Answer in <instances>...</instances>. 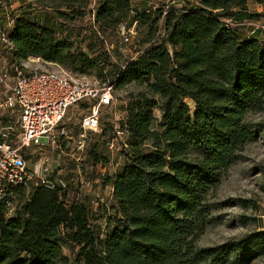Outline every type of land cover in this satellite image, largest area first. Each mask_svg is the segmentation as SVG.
<instances>
[{"label":"trees","instance_id":"obj_1","mask_svg":"<svg viewBox=\"0 0 264 264\" xmlns=\"http://www.w3.org/2000/svg\"><path fill=\"white\" fill-rule=\"evenodd\" d=\"M246 1L170 8L162 42L124 66L111 61L105 34L150 22L142 47L155 37L164 9L136 8L132 0H38L39 8L20 7L9 33L17 47L12 63L33 56L59 65L92 64L107 84L144 91L119 107L130 154L111 179L118 203L114 231L102 238L84 201L68 209L57 191L20 190L13 215L0 203V264H71L63 255L66 242L78 246L81 264H224L234 251L237 264L264 258V231L212 248L196 243L210 217L206 196L221 186V175L246 146L264 137V121H247L250 112H264V46L254 37L243 40L223 22L263 16L247 17ZM91 2L98 7L94 21L71 25L85 18ZM73 38L86 43L88 53L74 57ZM107 132L102 129L97 141Z\"/></svg>","mask_w":264,"mask_h":264},{"label":"rangeland","instance_id":"obj_2","mask_svg":"<svg viewBox=\"0 0 264 264\" xmlns=\"http://www.w3.org/2000/svg\"><path fill=\"white\" fill-rule=\"evenodd\" d=\"M203 1L207 0H132V4L136 8L145 5L153 10H163L166 7H175L176 9L185 6L202 7ZM38 3V0H0V20L4 18L15 20L16 16L21 13L20 7H27L31 4L34 8H39ZM246 3L247 17L252 18L254 14L263 16L253 18L252 20L246 19L244 22H237L234 26L239 30L243 40L245 37H256L264 46V4L256 3L253 0H247ZM89 8L85 18H76L73 23H69L71 25L86 26L87 22L92 19L94 10L92 2ZM90 10H92V14ZM238 10L239 8L233 9L234 12ZM232 22L236 23L235 20H232ZM150 32V22L146 24L138 23L133 35L132 46L127 47L131 48L128 52L124 51L126 46L122 43V39L117 33H106L105 48L109 53L111 61L118 66L126 65L134 56L135 50L139 49V45L150 38ZM72 42H74V46L71 49V53L74 57L80 56L81 53H88L86 43H81L76 38H73ZM92 57L93 54L91 53ZM38 59L41 58L32 56L28 60H22V62L29 63L28 67L33 66L41 70L47 69L63 72L67 78L72 80L86 77L90 81L97 83L100 87L106 85L107 77L105 75L102 77L98 69L92 64L83 66L81 62L73 63L71 60H68L64 64L59 65L43 61L42 59L38 61ZM83 69L85 73L80 72ZM141 91H144V88L136 84L116 85L113 94L115 104L101 111V129L108 130L107 133H109L113 128L120 127L125 115L122 111H119V107L125 104L128 95H136ZM186 101L194 112L196 110L194 102L190 99ZM71 112L72 120L67 123V127L69 131L75 133L79 129L80 121L86 112L82 108H77ZM159 116L157 115L158 118ZM247 121L251 123L264 121V112H250L247 115ZM96 135H100V133H92L88 140V151L94 150L95 157H89L87 152L83 156L84 158L79 167L75 166L71 158L64 154L67 153L65 148H63V152L54 150L52 146L35 148L27 151L26 157L28 158L29 168H32L40 157L49 156L52 159L53 171L59 176H65L69 181V191L67 192L68 196H66L68 202L71 204L76 201L74 190L77 191V188L79 189L76 183L78 174L80 172L87 174L88 179L94 186L93 194H87L88 196L83 197L82 201H89L88 209L90 215L98 218L95 221L96 230L101 234L102 238H105L117 227L115 218L118 217V203L113 198L114 190L111 185V179L115 177L118 169L123 166L126 159L125 156L118 153L109 154L104 143L97 141ZM97 158L100 160L99 162H96ZM117 162H120L121 165H117ZM221 183V186L217 190L206 196L205 205L208 207L210 217L207 220L203 234L196 241L199 249L223 245L230 241H237L249 233L264 231V137L246 146L240 161L233 165L227 173L221 175ZM34 189L27 191L26 195L32 193ZM96 194L104 201L103 203L100 201L94 203V200H97L95 199ZM62 247L63 255L68 257L71 264H81L78 259V246L72 242H66V244H62ZM236 254L237 252L235 251L230 253L229 259L224 264H237L235 263ZM245 264H264V258H255Z\"/></svg>","mask_w":264,"mask_h":264},{"label":"built area","instance_id":"obj_3","mask_svg":"<svg viewBox=\"0 0 264 264\" xmlns=\"http://www.w3.org/2000/svg\"><path fill=\"white\" fill-rule=\"evenodd\" d=\"M93 8L92 21L98 8L96 3H93ZM169 10L170 7L164 8L155 37L135 50L130 61L137 60L149 48L162 42L165 37L164 19ZM14 22V19L7 18L0 30V203L6 204L9 215H13L20 208V190L27 192L34 188H46L57 191L60 202L70 209L93 192L94 186L87 174H78L76 183L79 189L74 190L76 201L71 204L67 198L69 181L53 171L52 159L49 156L40 157L29 168L26 152L48 146L63 152L65 148L67 153L64 154L71 158L75 166H81L83 156L89 150L90 135L102 133V109L115 104V87L107 83L100 87L86 77L72 80L63 72L28 67L27 62L12 63L17 53L16 44L9 39ZM223 22L227 28L236 29L234 24L242 21L234 23L224 19ZM137 25L138 22L131 27L127 24L119 26L118 35L126 46V52L131 50L127 47L132 46ZM77 108H82L86 114L74 133L69 131L67 123L72 120L71 111ZM129 139L128 129L117 127L101 141L109 154L118 153L127 159L130 154ZM117 165H121L120 162ZM96 195L94 203H103ZM84 202L88 209L89 201Z\"/></svg>","mask_w":264,"mask_h":264},{"label":"crops","instance_id":"obj_4","mask_svg":"<svg viewBox=\"0 0 264 264\" xmlns=\"http://www.w3.org/2000/svg\"><path fill=\"white\" fill-rule=\"evenodd\" d=\"M248 38H250V37H248ZM254 38H256V37H254ZM256 39H258V38H256ZM259 40V39H258ZM157 113H159V112H157ZM157 115H160V113L159 114H157ZM114 190V189H113Z\"/></svg>","mask_w":264,"mask_h":264}]
</instances>
